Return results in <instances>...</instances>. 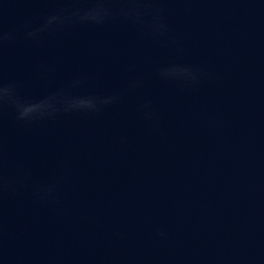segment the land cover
Returning a JSON list of instances; mask_svg holds the SVG:
<instances>
[{"label":"water","instance_id":"obj_1","mask_svg":"<svg viewBox=\"0 0 264 264\" xmlns=\"http://www.w3.org/2000/svg\"><path fill=\"white\" fill-rule=\"evenodd\" d=\"M0 264H264V0H0Z\"/></svg>","mask_w":264,"mask_h":264}]
</instances>
